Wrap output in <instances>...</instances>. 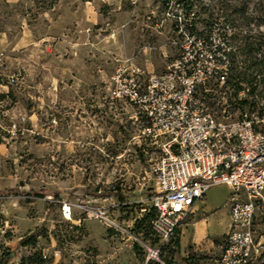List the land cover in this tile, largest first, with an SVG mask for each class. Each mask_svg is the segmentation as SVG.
Wrapping results in <instances>:
<instances>
[{"label": "rangeland", "instance_id": "obj_1", "mask_svg": "<svg viewBox=\"0 0 264 264\" xmlns=\"http://www.w3.org/2000/svg\"><path fill=\"white\" fill-rule=\"evenodd\" d=\"M193 3L202 22L229 17L235 49L264 35V0ZM154 9L152 0H0V254L12 252L8 264L33 250L18 241L40 227L49 240L37 247L49 264H216L224 237L192 242L196 213L167 240L140 222L151 184L130 108L109 97L121 61L159 73L177 57ZM252 87L264 100L259 78ZM228 193L215 184L204 195L200 215L211 232L225 229ZM253 234L264 247V215Z\"/></svg>", "mask_w": 264, "mask_h": 264}, {"label": "built area", "instance_id": "obj_2", "mask_svg": "<svg viewBox=\"0 0 264 264\" xmlns=\"http://www.w3.org/2000/svg\"><path fill=\"white\" fill-rule=\"evenodd\" d=\"M152 3L177 57L159 73L121 61L109 87L110 99L130 108L156 210L152 228L169 239L210 186L224 184L230 222L216 264H263L253 222L264 215V100L229 79L234 27L225 15L202 22L193 0Z\"/></svg>", "mask_w": 264, "mask_h": 264}, {"label": "trees", "instance_id": "obj_3", "mask_svg": "<svg viewBox=\"0 0 264 264\" xmlns=\"http://www.w3.org/2000/svg\"><path fill=\"white\" fill-rule=\"evenodd\" d=\"M225 17L231 22L229 17L227 16ZM261 23L264 24V19H261ZM235 36L236 35L234 32V35H233L234 40H235ZM255 37L259 39L257 42L248 41L247 39L248 36H245L244 37L245 42L243 46L237 47L235 49V52L233 53L232 69L229 75L230 77L229 79L231 82L235 84V87L237 88L240 87L241 82H246L251 87L250 90H253L255 89V87H252L253 83L258 78H259V81L264 86V76H263L264 74V50H262V53H259L260 52L259 47L261 46V44H264V39H263L264 35L262 33H259V35ZM237 53L244 55V58L242 60L237 59L236 57ZM5 190L9 192L10 190H14V189L10 188V189H5ZM112 193L116 194L118 198L123 199V196L119 193V189L117 187H115ZM155 216H156V210L151 205L148 211L144 213V215L140 219V222L142 221L150 222V227L153 230L152 220L155 218ZM176 233H177V230L170 236L169 239H171ZM43 238L46 241L49 240L48 235L45 233L44 229L40 227V228H37L34 232L22 237L18 241L19 246H22V247L30 246L31 248H33L31 252H29L28 254L22 255L20 257L18 264H49L50 263V258H48V256L43 253L42 246L37 247L40 240H42ZM11 254L12 252L9 251L8 249L3 250L2 253L0 254V264H8ZM161 261L163 262V264H169V261H167L166 259H161ZM149 263L161 264V262L152 261L151 259L149 260Z\"/></svg>", "mask_w": 264, "mask_h": 264}, {"label": "crops", "instance_id": "obj_4", "mask_svg": "<svg viewBox=\"0 0 264 264\" xmlns=\"http://www.w3.org/2000/svg\"><path fill=\"white\" fill-rule=\"evenodd\" d=\"M5 45H6L5 39L0 37V49H2ZM202 203H203V199L199 200L193 207L194 213H196L199 216L198 221L192 225L193 227H190V230L193 229L192 242H194L195 244L201 243V241L207 236L224 235L227 232L230 222L229 212L228 209H226V223H225L224 231L222 233L211 232L208 228L207 216H206L207 214L204 212L203 215H200L201 213L200 211L202 210Z\"/></svg>", "mask_w": 264, "mask_h": 264}]
</instances>
